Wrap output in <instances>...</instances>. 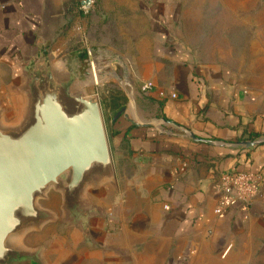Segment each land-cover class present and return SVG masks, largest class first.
<instances>
[{"label":"crops","instance_id":"0c3cea01","mask_svg":"<svg viewBox=\"0 0 264 264\" xmlns=\"http://www.w3.org/2000/svg\"><path fill=\"white\" fill-rule=\"evenodd\" d=\"M230 2L217 25L198 21L194 34L184 3L176 30V9L141 0L146 15L142 23L133 18L130 40L99 10L77 15L64 11L66 0H0L4 126L25 115L30 66L48 59L61 71L65 56L86 59L92 50L100 72V59L133 50L112 60L132 68L124 90L137 89L121 115L123 108H110L105 119L115 179L87 192L91 214L82 226L59 231L62 223L52 222L38 230L36 244L18 241L38 250L40 264H264V180L249 207L215 212L224 173L264 175V0ZM148 81L155 88L144 92ZM48 200L54 209L60 194Z\"/></svg>","mask_w":264,"mask_h":264},{"label":"water","instance_id":"95a60500","mask_svg":"<svg viewBox=\"0 0 264 264\" xmlns=\"http://www.w3.org/2000/svg\"><path fill=\"white\" fill-rule=\"evenodd\" d=\"M64 61L61 71L45 59L23 72L27 108L18 125H2L0 114V264L41 263L10 239L51 218L38 204L51 187L66 209L85 215L87 187L114 174L101 102L85 92L98 84L95 65L76 53Z\"/></svg>","mask_w":264,"mask_h":264},{"label":"rangeland","instance_id":"374dc122","mask_svg":"<svg viewBox=\"0 0 264 264\" xmlns=\"http://www.w3.org/2000/svg\"><path fill=\"white\" fill-rule=\"evenodd\" d=\"M165 4H167L168 8H174L177 11V17H175L173 28H176V30L180 29L182 25V4L184 3L185 8V14L183 16L187 26L191 28L195 34L196 26L199 23V26H213L217 25V21L219 18H221V15H226L229 9V5L231 4L230 0H164ZM83 2V4H82ZM140 3L141 0H66V3L64 4V11L67 12L69 9L70 11H75L77 15L82 12H86L88 14L91 13L92 10L96 11H102L104 14V20H110V29L115 32L117 35L119 33L123 34L124 38H129L130 40H134L133 29L136 24H138V21L134 23L133 18L136 20H139L140 23L143 21V16L146 15L145 11H140ZM86 6V9L84 7ZM119 11V12H118ZM122 17V21L120 18ZM106 18V19H105ZM132 20V21H131ZM120 21V23H118ZM222 23H220L221 25ZM142 33L144 34L143 30L144 28H140ZM121 38L120 41H123L124 38ZM124 42L121 43L123 46ZM95 49H102L104 50L105 47L98 45ZM74 51V50H72ZM71 51V52H72ZM75 52V51H74ZM133 52L130 47H127L121 50H117L118 54H114L113 56L116 57L121 53L124 54H131ZM111 55V57H104L99 60V63L104 66L103 69L99 72L97 71V78L100 81L98 84H94L93 86H90L85 91L87 95H94L96 96L102 105V111L104 115V119H106V122H109L110 114H113L114 110L116 111V107H120V105L126 107L128 105L129 101L133 102L134 96L137 94V89L133 87L131 90L126 92L124 87V78H129L132 75V68L129 65H124L123 60L122 65H114L113 61L114 57ZM84 57V56H83ZM83 57H80L82 60L85 59ZM117 59V58H115ZM104 75V78H103ZM115 107V108H112ZM110 108L112 111H110ZM113 169L114 174L109 179H115V168L113 163ZM105 181V180H104ZM99 184H93L87 187L83 199H84V205H83V211H85L84 214H78V211H69L66 209L64 205V199L63 194L61 191L57 190L55 187H51L50 190L47 192L46 197L40 198L38 200L39 206L42 208V210L46 213V215L51 216L50 219L40 224L39 227H31L25 230L21 236L13 237L10 239L12 243H15L19 245L24 250L35 252L37 253L38 250H30L25 249L22 247V245L18 242L19 240H27L31 239L33 240V243L36 244V234L38 230L42 229L44 226H46L48 223L56 222V223H62V225H58V230L61 228L64 231L67 226L72 227H80L81 224H85L89 217L91 212L88 209V198H87V192L94 186H98ZM58 192L60 194V202L55 200V205L53 206L54 209L47 208L45 206H49L50 201L48 200L49 194L51 192ZM64 224V225H63ZM27 238V239H26ZM22 241V242H23ZM39 253V252H38ZM40 254V253H39Z\"/></svg>","mask_w":264,"mask_h":264},{"label":"built area","instance_id":"2783aa9c","mask_svg":"<svg viewBox=\"0 0 264 264\" xmlns=\"http://www.w3.org/2000/svg\"><path fill=\"white\" fill-rule=\"evenodd\" d=\"M88 56L93 59L92 50L88 51ZM154 88L155 84L152 81L145 82L141 86V90L144 92ZM160 95L164 97L166 92L160 91ZM172 97H176V94L173 93ZM263 180L264 175L260 172L236 170L224 173L217 187L219 201L215 209L216 214L222 215L237 205L249 207L254 198L262 193L260 185ZM262 195L264 196V193ZM165 208L167 209L169 206L165 205Z\"/></svg>","mask_w":264,"mask_h":264},{"label":"trees","instance_id":"16d2710c","mask_svg":"<svg viewBox=\"0 0 264 264\" xmlns=\"http://www.w3.org/2000/svg\"><path fill=\"white\" fill-rule=\"evenodd\" d=\"M112 108H115V107H112ZM121 108H123V105H122V106L120 105V107H116V110H117V109L120 110Z\"/></svg>","mask_w":264,"mask_h":264}]
</instances>
